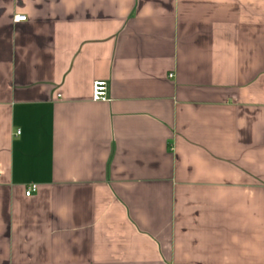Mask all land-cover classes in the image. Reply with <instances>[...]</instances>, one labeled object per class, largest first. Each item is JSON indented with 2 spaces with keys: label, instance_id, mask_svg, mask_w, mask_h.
Instances as JSON below:
<instances>
[{
  "label": "crops",
  "instance_id": "1",
  "mask_svg": "<svg viewBox=\"0 0 264 264\" xmlns=\"http://www.w3.org/2000/svg\"><path fill=\"white\" fill-rule=\"evenodd\" d=\"M0 264H264V0H0Z\"/></svg>",
  "mask_w": 264,
  "mask_h": 264
},
{
  "label": "built area",
  "instance_id": "2",
  "mask_svg": "<svg viewBox=\"0 0 264 264\" xmlns=\"http://www.w3.org/2000/svg\"><path fill=\"white\" fill-rule=\"evenodd\" d=\"M16 21H25L26 16L25 15H17L15 17ZM109 88H108V83L106 81H96L93 86V95L92 99L93 101H109ZM21 133L18 131V134ZM36 187H29L26 191L27 196H31L33 193L36 192Z\"/></svg>",
  "mask_w": 264,
  "mask_h": 264
}]
</instances>
